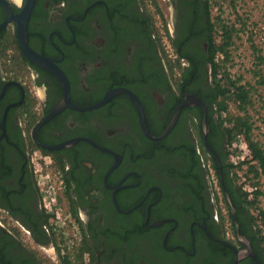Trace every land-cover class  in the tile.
Masks as SVG:
<instances>
[{
	"label": "flooded vegetation",
	"instance_id": "1",
	"mask_svg": "<svg viewBox=\"0 0 264 264\" xmlns=\"http://www.w3.org/2000/svg\"><path fill=\"white\" fill-rule=\"evenodd\" d=\"M3 1L0 264H63L35 161L79 226L77 262L86 253L88 264H264L232 206L209 1L33 0L26 42L44 67L17 37L28 0Z\"/></svg>",
	"mask_w": 264,
	"mask_h": 264
},
{
	"label": "rangeland",
	"instance_id": "2",
	"mask_svg": "<svg viewBox=\"0 0 264 264\" xmlns=\"http://www.w3.org/2000/svg\"><path fill=\"white\" fill-rule=\"evenodd\" d=\"M208 1L211 17L232 33L229 60L224 66L226 73L231 79L240 78L242 85L249 84L253 87L251 104L246 107L244 113L232 102L228 103L227 111L234 117L242 116L248 119L252 125V139L264 149V84L259 83L260 80L264 81V0ZM252 46L258 50L257 54L252 50ZM258 56L263 59L261 64L257 60ZM256 73H259L261 78ZM231 142L235 143V137ZM231 142L228 143V154L230 164L234 167L232 171L236 186L247 194L248 201L253 202L250 214L256 221L260 235L264 237V224L261 218V213H264V180L260 179L257 183L251 175L246 174V166L242 163L248 160V155L242 150L233 148ZM247 153L249 154L248 147ZM44 177L42 182L46 184L47 179ZM47 183L46 186H51L50 182ZM255 183L257 186H253ZM255 191L261 192L257 199H255ZM50 193L55 198L58 197V194L52 190L46 192V195ZM56 203L65 213L64 206L58 198Z\"/></svg>",
	"mask_w": 264,
	"mask_h": 264
},
{
	"label": "trees",
	"instance_id": "3",
	"mask_svg": "<svg viewBox=\"0 0 264 264\" xmlns=\"http://www.w3.org/2000/svg\"><path fill=\"white\" fill-rule=\"evenodd\" d=\"M215 30L214 33L217 35L220 33L219 41L217 43L214 41L211 63L213 64V59L216 54L220 52L223 55V59L220 60L218 65H214L213 71V79L216 78V75H219L217 87L219 89V109H218V117L221 119L220 125L223 126L229 132V140L231 141L234 137L241 135L248 147V160L243 162L242 165L246 166V174L251 175L253 180H257V183L260 179L264 180V149L259 146L257 142L252 139V125L248 121V119L237 116L234 117L229 115L227 111V105L229 102H232L236 105L237 109L241 112H245L247 106L251 104V93L253 91V87L249 84L242 85L241 79H231L229 74L226 73L224 66L229 60V48L232 45V33L225 26L220 25L219 22L215 21V24H212V28ZM252 50L257 54L258 50L252 46ZM257 60L259 64L262 63V57L258 56ZM258 77L259 73H256ZM217 79V78H216ZM264 84V81L260 82ZM232 96L235 98L232 99ZM223 113H225V117H223ZM228 155V153H227ZM231 170L234 168L233 165H230ZM253 186H257L255 183ZM238 198L232 200V206L237 211V219L239 220L241 227L251 226L253 230H251L252 238H254L257 243L261 244L262 249L264 250V237L260 235V232L256 226V221L250 214V208L253 202L248 201L247 194L238 188ZM261 194L260 191H255V199ZM240 213L242 215H240ZM262 223L264 224V213H261ZM84 250H80L82 254ZM80 258L79 261L80 262Z\"/></svg>",
	"mask_w": 264,
	"mask_h": 264
},
{
	"label": "built area",
	"instance_id": "4",
	"mask_svg": "<svg viewBox=\"0 0 264 264\" xmlns=\"http://www.w3.org/2000/svg\"><path fill=\"white\" fill-rule=\"evenodd\" d=\"M219 58H222V55H218ZM235 97L232 96V99ZM223 117H225V113H223ZM233 148H237L238 150H242V152L246 155L247 153V145L243 138L240 135L235 137V143L231 142ZM243 160V159H242ZM38 161L33 162L35 173L37 174V180L41 187H45L42 191V203L43 207L48 214V226L53 233H55L58 237V252L63 264H88V255L84 253L81 257L80 262L75 260V253L79 244L81 242V233L79 230L78 224L71 217L70 214L64 213L61 208L57 207L56 198L51 193L46 195V192L49 190H54V185L46 186L47 182H51L50 175L43 171V165ZM45 175V177H44ZM46 178L47 182L44 184L42 182V178ZM58 188L62 190L63 184L61 179L58 177Z\"/></svg>",
	"mask_w": 264,
	"mask_h": 264
},
{
	"label": "water",
	"instance_id": "5",
	"mask_svg": "<svg viewBox=\"0 0 264 264\" xmlns=\"http://www.w3.org/2000/svg\"><path fill=\"white\" fill-rule=\"evenodd\" d=\"M0 2L4 3L3 0H0ZM32 3H33V0H28L27 2V5L24 9V12L23 14L20 16L19 20H16L17 21V37H18V41H19V45H20V48L22 49V52L23 54L25 55V57H27L28 59H30L31 61H33L34 63L40 65V66H45L46 64V61L43 59V58H40L38 57L37 55H35L31 49L27 46V42H26V22H27V18H28V14L30 12V9H31V6H32ZM7 6V5H5ZM50 69V68H49ZM53 73H55L59 78L60 80H63L64 77L63 75L58 71V70H54V69H50ZM64 82V81H62ZM65 98L67 99L68 98V93H67V87H65ZM134 98V102L137 106V110H138V113H139V116H140V125L144 131V133L149 137V138H152L149 133L147 132V129L145 127V124H144V119H143V113H142V109H141V105L140 103L138 102L137 99ZM109 99V97H106L104 98L103 101H101L99 104H97L96 106H93L92 108L94 107H97V106H100L101 104L105 103L107 100ZM65 101H62L60 102L53 110H52V114H54L55 112H57L58 110L61 109V107L63 106V103ZM91 108V107H90ZM180 107H178V109L176 110L172 120L169 122V124L167 125V127L164 129V131L162 132V134L156 138V139H161L163 138L164 136H166L168 134V132L170 131L175 119H176V116L178 114V111H179ZM201 132H202V139L205 141V136L207 134V128H206V122H205V119L203 117L202 119V122H201ZM209 149V148H208ZM209 151H211L209 149ZM212 152V151H211ZM213 153V152H212ZM227 197V202H228V205L230 207V211H231V214L233 216H235V211L233 209V207L231 206V203L229 201V197L228 195L226 196ZM235 225H236V228H238L237 226V222L235 221ZM251 255V254H250ZM253 257V256H252Z\"/></svg>",
	"mask_w": 264,
	"mask_h": 264
}]
</instances>
